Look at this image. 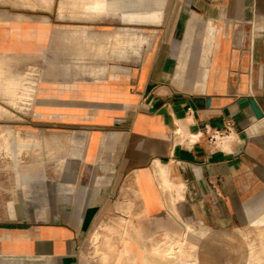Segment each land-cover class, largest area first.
I'll use <instances>...</instances> for the list:
<instances>
[{
	"label": "crops",
	"instance_id": "obj_1",
	"mask_svg": "<svg viewBox=\"0 0 264 264\" xmlns=\"http://www.w3.org/2000/svg\"><path fill=\"white\" fill-rule=\"evenodd\" d=\"M104 1L0 0V138L49 153L61 139L63 154L25 211L16 174L13 198L0 179V264H150L192 222L225 231L264 212V0ZM134 26H155L152 44L118 59Z\"/></svg>",
	"mask_w": 264,
	"mask_h": 264
},
{
	"label": "rangeland",
	"instance_id": "obj_2",
	"mask_svg": "<svg viewBox=\"0 0 264 264\" xmlns=\"http://www.w3.org/2000/svg\"><path fill=\"white\" fill-rule=\"evenodd\" d=\"M108 6V3L106 4L103 0L101 5L102 13L108 10ZM128 12L131 13L132 11ZM126 13V11H123V19ZM123 27L119 26V28ZM131 28L133 29H124L122 31L119 29L116 50L118 59H126L125 50L127 47H132L134 60L138 61L144 47L152 44L149 39L153 38L152 35L156 32V27L134 26ZM126 36H128V40H125ZM114 49L115 47L113 46L112 53H114ZM102 59L104 60V58ZM94 60L91 59L87 62L92 67H95L97 64H95V62L99 59ZM71 61H73V63L70 65L73 66L85 65L81 63L83 61L77 59H71ZM98 67L99 65L97 68ZM107 71L108 70L103 68L101 72L95 74V76L98 78L105 77L108 74ZM91 75L93 76L94 74ZM44 76V70L41 71V69H39V78ZM47 150L45 138H0V179L1 182L5 183V186H1V188L6 191L5 194L7 197L13 198L16 191V185H13V180L16 174L18 186L17 196H19L21 200L22 211H25L27 208V200L24 197L26 186L36 178H44L40 173L46 172V163L49 164V167L51 163H53L54 169L49 173H52L54 178L59 176V167L63 156L61 153V139H54L53 153H49ZM35 163L43 164L35 167ZM9 207L12 210L14 209L13 202L9 203ZM189 227L196 230L194 239L188 241L186 244L188 253L190 252L189 257L184 260L174 257L176 258L174 260V258L169 259V257L164 256V247L162 246H164L167 241L169 243H175L181 240L183 238V235H181L174 239L165 240L166 242L162 241L159 244L160 247H157L158 249H151L149 254L150 264H264V212L259 217L253 219L248 225L225 231L211 229L195 222H192ZM100 241L101 236H99V240L95 242L96 244L93 243L95 248L98 249Z\"/></svg>",
	"mask_w": 264,
	"mask_h": 264
},
{
	"label": "bare ground",
	"instance_id": "obj_3",
	"mask_svg": "<svg viewBox=\"0 0 264 264\" xmlns=\"http://www.w3.org/2000/svg\"><path fill=\"white\" fill-rule=\"evenodd\" d=\"M10 151V150H9ZM138 228V227H137ZM107 229V228H106ZM122 232V231H121ZM196 234V230H193L191 227H188L187 230H186V233L183 235V238L175 243H169L167 240V243H165L164 246V256L166 257H169L170 258H174V257H178L179 259H186L187 257H189V253H188V250H187V242L188 241H192V239H194V236ZM99 234H96L93 236L92 238V242L94 244H96L95 242H97V240H99ZM118 237V236H117ZM165 241V242H166ZM194 245V244H192ZM160 247V246H159ZM158 249V248H157ZM191 249V248H190ZM160 250V249H159ZM193 250V249H191ZM119 252V251H118ZM124 252H127L126 250ZM195 252V251H194ZM193 253V252H192ZM158 254V253H157ZM110 256V255H109ZM177 258V259H178ZM176 258H174L175 260ZM226 259V258H224ZM240 259V258H239ZM189 260V259H188ZM178 261V260H177ZM236 261V260H235ZM182 262V261H181ZM189 263V262H188ZM194 263V262H193ZM197 264V263H196ZM233 264V263H232Z\"/></svg>",
	"mask_w": 264,
	"mask_h": 264
},
{
	"label": "built area",
	"instance_id": "obj_4",
	"mask_svg": "<svg viewBox=\"0 0 264 264\" xmlns=\"http://www.w3.org/2000/svg\"><path fill=\"white\" fill-rule=\"evenodd\" d=\"M228 126H231L230 124ZM204 134L210 143H216L218 140H224L226 138V133L222 131H215L210 129L208 125L204 126Z\"/></svg>",
	"mask_w": 264,
	"mask_h": 264
},
{
	"label": "water",
	"instance_id": "obj_5",
	"mask_svg": "<svg viewBox=\"0 0 264 264\" xmlns=\"http://www.w3.org/2000/svg\"><path fill=\"white\" fill-rule=\"evenodd\" d=\"M250 104L252 108L254 109V111L256 112L257 116L261 117L262 115L259 113V110L257 109V106L255 105V103L253 101H250Z\"/></svg>",
	"mask_w": 264,
	"mask_h": 264
}]
</instances>
